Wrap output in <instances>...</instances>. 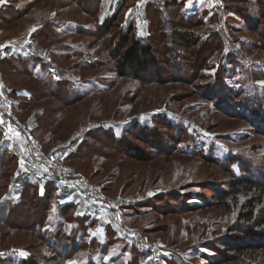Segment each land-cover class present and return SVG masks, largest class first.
<instances>
[{"label": "rangeland", "instance_id": "374dc122", "mask_svg": "<svg viewBox=\"0 0 264 264\" xmlns=\"http://www.w3.org/2000/svg\"><path fill=\"white\" fill-rule=\"evenodd\" d=\"M72 1L5 0L4 3H0V46L7 45L9 48L8 45H14V57L12 55L9 59L19 57L21 60L25 57L21 61L15 59L8 61H12L18 67H24L23 72H14L16 67L9 63L1 65L0 92L12 103L19 121L31 130L40 142L42 140L37 136L38 127L42 125L43 129L48 131L44 135L45 142L41 143L46 147L47 153L51 156L53 154L52 157H57L64 165L81 170L79 172L89 178L105 198L118 202L122 216L118 218L107 208L89 205L83 196L84 191L73 180L71 182L61 177L57 178L50 172L34 168L28 158L26 139L14 133L6 138L3 135L6 126L0 127V162L5 160V154L7 157L14 156L17 161V169L13 167L6 169L7 177L3 181L0 172V183L7 185L11 183V187L13 185V197L7 198L0 206V219L6 214L3 212L8 211L7 201L12 200L15 203L19 201L20 191L17 189L21 185L28 181L35 182L38 184L39 194H43L44 185L56 179L55 184L60 190L62 187H67L69 191L79 188L80 193L74 191L77 193V199L75 198L73 202L78 203V215L97 222L96 227L89 230L86 238L59 241L54 235L51 241L52 249H49L40 241L34 240L33 233L36 232V228H22V225L30 227V224L38 219V211H44L40 206L41 200L34 197L32 190L26 195V204L13 217L20 228H14L10 233L9 229L0 225V253L4 254L0 256V264H23L28 260L29 262L34 260L37 264H58L55 259V256H58L57 251L63 253L65 248H69L68 254L74 253L72 259H67L68 264H87L91 260L96 264H130L134 258L133 248L139 251L141 259L138 264H168L164 259L158 262L156 260L158 256L154 254L147 255V250L143 247L164 246L183 253V250L191 249L189 247L191 245L193 247L194 244H197L196 249L199 250L197 254L188 253L184 256L189 264H213L210 257L217 256L220 252L219 255L225 254L227 257V261L221 264H239L240 254L228 250L225 243L237 245L241 242L233 238L227 239L229 235L234 238L243 237L246 244L253 243L256 247L250 250L249 254L252 251H256L257 256L264 253V224L261 219L256 222L257 217L264 218V129L259 130L249 119L228 117L219 106V98L207 96L212 94V91H208L209 88L206 87V84L213 81L209 77L216 71L213 68L218 67L222 61L220 59L224 57V50H227L225 48L231 45L236 49L231 50L236 57L238 50L240 51V59L239 62L234 59L226 65L230 72L229 84L236 91L243 93L239 97L233 95L234 100L238 102L248 98L255 104L259 102V105L264 106V85L260 83L264 82V75L263 78L261 75L264 73V55L263 51L254 48V45L262 43L260 39L264 36V18L257 30L255 24L253 25L256 32L244 29L245 23L238 24L234 17L232 21L228 14L222 15V21L217 20L213 25H210V22L207 27L196 28L190 25L188 30H194L198 35L204 31L224 32L218 39L227 45L219 52L217 56L219 59H215L217 64L208 65V68L205 67L197 77L196 70L189 65L192 58L189 57L190 51H187L184 56L182 55L184 58L182 61L191 68L190 74L194 75L190 78L184 76L187 74V70L184 69L182 79L175 80V76L171 77L173 68L170 70V65L165 64L161 72L167 74L163 75L162 82L157 83L154 75L143 81L129 75L125 77L118 75L115 52L120 36L117 26L100 41L95 37L76 34L75 26L81 24L91 28L95 26L94 22L95 24L97 22L96 17L94 18L95 11L97 12L100 7L101 16L113 14L116 10L115 0ZM78 1L94 10L78 13L76 11ZM158 1L164 4L165 0ZM196 1L197 6L193 4V9L185 8L182 12L190 15L196 9L199 15L208 11L210 12L208 15L211 16L214 14L211 13V9H219L218 6L225 5L224 1L220 4L216 0ZM228 1L225 0V3L228 4ZM187 4L189 0L185 3L186 6ZM232 6L234 9L241 7V0H232L230 7ZM250 6L254 8V3L251 2ZM138 9H141V6H138ZM130 10L132 14H138L136 10L133 12L132 9H125L116 25H120L126 15H130L128 14ZM139 18H143L141 13L137 15L135 30L139 37H145L144 22ZM208 21L209 17L206 19V22ZM174 22L178 24L180 21ZM166 24L168 28L169 25ZM157 25L158 21H155L154 41L158 46L160 30L156 29ZM45 26L47 27L44 32ZM241 28L248 31L244 32L240 30ZM52 31L58 33L57 38L53 35L49 37ZM90 41L97 43L90 47L87 45ZM164 43L161 42L159 50L164 47ZM5 47L0 50L7 49ZM159 53L163 55L161 51ZM66 56H69L66 60L59 59ZM46 63H50L51 66L48 67ZM86 63L99 65L97 64L94 69H84L88 66ZM59 71H65L69 82L74 84L72 88H65L64 84H61L59 98H63L62 100L47 92L51 90L50 84V89L48 87L47 90L37 80V77L46 80L54 77L58 81L61 79L57 77ZM78 88L80 89L78 93L89 91V94H92L91 99L78 104L72 103L71 100ZM14 89L20 92L13 94ZM29 93L35 97L45 96L34 100ZM40 107L51 109L49 124H43L44 119L38 120L41 117L40 112H37ZM163 116L191 134L188 142L179 144L181 145L179 153L173 150L175 143L178 142L174 138L175 132H171L166 124H160L162 121H158L163 120ZM135 119L140 120L143 127H153L158 122V135L153 134L155 137L153 135L150 137V134L140 133L135 127L136 130L127 138L126 144L117 146L106 140L104 135L94 134L100 139L94 140L89 136L87 137L89 143L80 138L76 143L70 144L73 145V151L80 147L79 159L71 158L69 161L68 152L64 154L59 152L67 147L64 145L66 140L77 136L84 137L83 132L88 127L96 128L102 126L104 122L113 121L119 123L124 131L125 127H129L128 123L135 122L133 121ZM60 127L63 129L55 138L50 132ZM93 143L98 148L89 153L90 144ZM133 146L142 149L143 158L134 156ZM205 152L212 153L220 158L221 162L227 159L236 161L232 166L234 171L224 169L227 168V164L224 167L223 163L221 165L204 158ZM21 159L26 160L24 169L19 167ZM239 161L243 166H240ZM244 167L249 171H244ZM230 172L234 173L235 177ZM250 179L258 180L259 184L263 185L252 184L248 182ZM67 198L62 200L68 202ZM187 206H193L192 211L183 210ZM31 207L34 208L32 215ZM55 209L53 205L51 212ZM56 213L59 215V212ZM51 215H54V212ZM51 223L45 228V231L48 229L50 236L60 223L59 217L53 219ZM126 226L139 237L132 235ZM66 230L70 234L72 226H66ZM218 240H224L225 243L217 246ZM139 243L143 247L138 245ZM21 251L24 256L20 255ZM202 253L206 254V257H202ZM161 255L166 254L160 253L159 258H162ZM257 258L255 263L263 261L262 258Z\"/></svg>", "mask_w": 264, "mask_h": 264}, {"label": "trees", "instance_id": "16d2710c", "mask_svg": "<svg viewBox=\"0 0 264 264\" xmlns=\"http://www.w3.org/2000/svg\"><path fill=\"white\" fill-rule=\"evenodd\" d=\"M223 1L225 5H223V7L222 5L218 6V8L220 7L219 9H211V13L212 14L214 13V14L209 16L208 14L210 12L208 13V11H204L203 14L199 15L196 9H194L195 12L191 13L190 15H188V13H185V11L182 12V9L186 8L184 0H165L164 4L160 3L159 1H157L156 3H147L146 6L142 7V9H138V0H120L121 4L116 8L113 14L101 16L100 14L102 13L100 9L102 8L100 7L97 10V12L95 11L94 18L96 17V20H97L96 24L93 21L95 26L91 28V27H87L84 24H81V25L75 26L76 28L75 32L78 36H81V35L91 36L93 38L94 37L97 38V41H100L101 39H104V37L107 34H109L111 29L117 26L120 38H119V42L117 44V49L115 52V56H116L115 59L118 60L117 65H116V71L118 75L121 77H125L129 75L138 81L139 80L143 81L147 77L154 75L153 77L157 78V83H160L163 81V75L167 74V72H164V73L161 72L162 68L164 67L163 65L165 64L170 65L169 66L170 70H172L173 68L174 71L173 72L171 71L172 73L171 77L175 76L176 77L175 80L182 79V76H183L182 71L184 69L187 70L186 71L187 74H184V76L190 78L191 75H194V74H190V70H191L190 67L196 70L195 74L198 77L200 72L205 67L208 68V65L212 63L214 65L217 64V61L215 59H219L217 56L219 52L223 48H225V45H227V43L220 41L218 39L220 38V36L224 35V32L222 30L204 31L202 34L198 35L197 32H195L194 30L192 31L188 30L190 25H194L196 28H199L201 26L207 27V25H209L210 22H211L210 25H213L215 21L217 22V20L219 22L222 21L221 19L222 15H225V14H228V16H231L229 18L232 21H233L232 17H234L235 20H237L238 24L239 23L241 24V22L245 23L246 26L244 27V29H248L253 32H256L255 29L257 30L262 25V20L264 18V0H241V7H238L236 9H234L233 6L230 7V2L232 0H229L228 4L225 3V0H221L217 2H219L220 4V3H223ZM251 2L254 3V8L250 6ZM81 3L82 1L80 2L78 1V3H76L78 7L76 11L78 13L79 12L88 13L89 11L94 10V9H90V7L84 6L83 5L84 3L82 4ZM30 5L28 7H30ZM125 9H132L133 12L134 10H136V12L138 13L137 15L141 13V16L143 18H139V20L143 19L141 21L144 22V27L146 29L145 37L143 36L139 37L138 32H136L135 30L136 29L135 21L137 19V15H135V13L133 14L131 13L128 16L126 15V17L124 18V21L121 22L120 25H116L119 22L121 13ZM180 9H181V13H180ZM189 13H190V10H189ZM181 16L182 18L180 19L179 17ZM208 17H209V21L206 22V19ZM210 17H211V20H210ZM177 20L180 21L178 24L174 22ZM155 21H158V25L156 26V29L160 30V36L157 41V43L160 45L158 46L155 45V41H154L155 40L154 36L156 32L154 30ZM166 23H168L169 25L168 28H167ZM254 24H255V29L253 26ZM47 26H45V28L43 29L44 32L46 31ZM244 29L241 28L240 30H244ZM248 30H244V32ZM43 31L41 33H43ZM52 35L56 38L58 37V33H56L55 31H52V34L49 37L51 38ZM173 35L175 36V38H173ZM260 40L262 41V43L254 45V48L257 51H260V52L263 51L262 54L264 55V36H261ZM97 41L93 43H91L90 41L87 43V45L91 47L93 44L95 45ZM161 42H165V43L163 44L164 47H162L159 50V48L161 47ZM233 43L234 42H232V44ZM249 44H250V41H249ZM225 49L227 50H224V57L220 59V61L222 60L221 63L218 65L217 68L215 67L213 68L216 70L214 75H209V77H211L213 81L206 84V87L209 88L208 91L209 90L212 91L211 92L212 94L208 93L209 95L207 96L209 98L218 97L219 106L222 107V109L224 110V113L228 115V117H231V118L239 117L241 119H249L252 121V124L256 126L259 130L264 129V106H262L261 104L259 105V102L258 104H255L252 99H248V98H243L242 100L238 102L234 100V96L239 97L243 93L236 91L229 84L230 72L226 65L227 64L229 65L234 59H236L237 62H239V59H240L239 52L240 51L238 50V56L236 57L235 54L231 52V50L233 49L234 51L236 50L233 46L228 45V48H225ZM159 51L162 52L163 54L162 56L159 53ZM187 51H190L191 54L189 55V57L192 58L189 62L190 67L185 65L182 61L184 60L182 55L184 56L185 55L184 53H186ZM73 54H76V53L73 52ZM67 58H69V56L59 58V59L66 60ZM9 60H14V59H9ZM9 60L7 59L1 60L0 67L3 64L9 63L10 65H13V67H16L14 68V72H17V71L23 72V70L25 71V69H23L24 67L23 68L18 67L15 65V63H12V61L8 62ZM15 60H20V59H15ZM43 63L45 64V61H43ZM97 64L99 65V63H89V64L86 63V65L88 66L84 67V69L85 68L94 69L96 66H98ZM46 65L48 67L51 66L50 63H46ZM19 66H21V62L19 63ZM75 66L76 65H74V67ZM227 72H228V75H226ZM261 75L263 78L264 73ZM57 77H60L61 79L56 81L54 77L51 78L50 80H46V78L37 77V80H39L40 83L44 87H46L47 90L50 84L51 90L50 91L48 90L47 92L59 98L61 96V90H62L61 84H64L65 88L67 87L72 88L74 87V84L73 82H69V79L67 78V74L65 71H59L57 74ZM149 82H154V81L150 80ZM197 86L201 87V85H197ZM77 87H80V86H77ZM215 88L217 90H213ZM79 90L80 89L78 88L77 92H75L76 94H74V97L72 95L73 97V99L71 100L72 103L78 104V103H81L82 101L91 99L90 96H92V94L90 95L89 91H86V92L83 91L82 93H78ZM17 92H20V90L14 89L12 91L13 94ZM29 94L31 95V99L33 98L34 100L36 98L42 99L45 96V95H39L35 97L34 94L32 93H29ZM59 99L62 100L63 98H59ZM50 110L51 109L47 107H40L37 110V112H40L39 116H41L38 118V120L40 121V119H44L43 124H49V120L51 118ZM162 119L163 120L161 119L158 120V121H162L160 124L162 125L166 124L171 132H175L176 135H174V138L176 139V142L177 141L178 142L175 143V147L173 150L179 153V150H181L180 149L181 145L179 144L181 142H184V143L188 142V140L191 138V134L189 131H185L186 129H183L182 127H178L177 125L173 124V122L166 119L165 116H163ZM133 121L135 122L128 123L129 127L128 128L125 127L124 131L120 127L121 125L119 123H116L113 121H109L106 123L104 122L102 123L103 124L102 126L96 127L97 129L94 127L93 128L88 127L83 132L84 137L77 136L73 139L66 140V144L64 145H67V147L59 150V152L60 154H64L65 152L66 153L68 152L69 155L67 156V160L69 161L71 160V158L79 159L80 153L78 152L80 150V147L79 149L73 151L72 149L73 145L70 146V144L76 143L80 138H83L82 141L89 143L87 141V137L89 136H91L94 140L100 139V138L95 137L94 134L104 135L106 140L112 141L117 146L119 145L123 146L124 144H126L127 138L129 136H132L131 133L136 130L134 129L135 127L138 128L140 133L150 134V137L153 134H156V136L158 135L157 134L158 132L157 130L159 129L157 125L158 122L153 127H143L142 125H140V120L135 119ZM40 124H42V122H40ZM43 128L44 127L42 125L38 127L39 133L37 134V136L38 138H41L42 142H45L44 135H46L48 131H45V129ZM61 129L63 128L60 127L59 129H54L53 132L51 131L50 133L52 134V136H55L56 138L62 131ZM153 137L155 136L153 135ZM56 140L60 141V139H56ZM84 145L86 146L85 143ZM133 147H134L133 151L135 152L133 153L134 156L136 158H143L144 156H143L142 149L138 146H133ZM43 148L47 152V149L44 145H43ZM96 148H98L97 145H95L94 143L90 144V150L88 152L91 153L95 151ZM198 153H196V155ZM52 156L54 155L52 154ZM203 156L204 158L210 161H213L215 163H219V164L223 163L224 167L227 164L228 165L227 168H224V169H226L227 171H229L230 169L231 172L234 171L232 167L233 163H236V161L234 160L227 159L221 162L220 158L214 156L212 153L207 154L206 152H205V155ZM55 158L59 160L57 157ZM239 163H240V166H243V163L241 161H239ZM0 166H1L0 168H2V170L0 169V172H2L1 181H3L7 177V175H5L6 169L10 167L17 169V161L15 160L14 156L11 155L7 157L5 154V160L1 163ZM74 169L78 170L77 168H74ZM247 170L244 167V171H247ZM78 171H81V170H78ZM233 174L232 176H234ZM53 175L59 178L57 175L55 174ZM14 176L12 175V177ZM63 179L72 180L71 178H68V177H65ZM55 180L56 179H52L50 182H48V184L44 185L45 189H44L43 194H39L38 184L35 182L28 181L27 183L21 185L20 188L17 189V191H20L19 201H17L16 203L13 202L12 200L7 201V205L9 206V208L7 212H3L6 214L3 215L2 219H0V225L9 229L10 233L13 232L14 228H20V225L17 223V221L13 220V217L26 204V195L29 194L32 190H34V197L36 199L38 198L39 200H41L40 206L43 207L44 211L42 210L38 211V209H36L35 212L38 211V217H37L38 219H35L34 223L30 224L31 225L30 227L28 226L25 227L22 225V228H28V229L36 228V232L33 233L34 240H38L40 241V243H43L47 248L52 249L51 241L54 238V235L58 237L59 241H61L62 239H67V241H76V238L78 237L86 238L89 230L96 227L95 224L97 222L91 221L89 217H84V216L80 217L78 215L79 207L76 203H59L60 201H63L62 200L63 197L60 193L61 192L60 188L55 184L56 183ZM248 182L258 185V186L263 185V184H259L260 181L258 182V180L255 181V180L250 179ZM0 186H1L0 187V190H1L0 191L1 192L0 193V206H1L5 202L6 197L7 198L13 197V191L9 190L10 188L13 189V185L11 187V183L9 185L3 183ZM53 205L55 206L56 209L55 211L51 212V209H53ZM193 206L184 207L183 210L190 212L192 211ZM50 212L51 214L54 212V215H51ZM56 212H59V215ZM32 213L34 214L33 207L30 208V215H32ZM57 217H59L60 223L58 227L54 229V232L50 236V234L48 233V229L45 231V228L49 227L51 221H53V219H56ZM251 218H253V214L251 215ZM258 219H261L262 224H264V218L257 217L256 222H258ZM68 225L72 226V230L70 234L66 230V226ZM41 229H43V231ZM232 238L234 240L235 239L239 240L241 243L240 244L237 243V245H235V244L225 243L224 240H218L216 244L218 246V245L225 243L226 248L228 250H230L231 252H238L240 254L239 260H238V262L240 261L239 264H264V253H260L257 256L255 254L256 251H252L249 254V251L252 249H255L254 247H256V246H253V243L250 245L249 243L246 244L244 242L245 239L243 237L234 238V237H230V235L227 237V239H232ZM138 245H140V243ZM196 246L197 244H194L193 247L191 245V247H189L191 249H188L185 251L183 250L182 251L183 253H181L178 250L171 249L169 247H164V246L152 245L148 247H143V246L141 247L147 250L146 251L147 255L154 254L155 256H158L156 257L158 258V262L160 261V259H164V261L168 264H189L184 256L187 255L188 253H191L194 255L197 254L199 250L196 249ZM28 248L30 249V247ZM65 249L66 250L63 251V253L61 251H57L58 256H55V259L57 260L58 264H68L66 262L67 259H72L74 256V253L73 255L72 253L68 254L69 248H65ZM132 251L134 254V258L131 260L130 264H138V262H140V259H141V258L139 259V251H137L134 248L132 249ZM162 252L165 253L166 255L164 256L161 255L162 258H159V254ZM219 254L217 256L210 257L211 261L214 262L213 264H221L227 261V257L225 254H221V255ZM201 256L206 257V254L202 253ZM257 257L262 258L263 261L255 263L254 261L258 259ZM23 264H37V263L34 260H31L30 262L28 260ZM87 264H96V263L93 260H91Z\"/></svg>", "mask_w": 264, "mask_h": 264}, {"label": "built area", "instance_id": "2783aa9c", "mask_svg": "<svg viewBox=\"0 0 264 264\" xmlns=\"http://www.w3.org/2000/svg\"><path fill=\"white\" fill-rule=\"evenodd\" d=\"M221 1V0H216ZM0 113L3 114L4 120L10 123L13 127V132L16 134L18 131L27 141L28 158L31 165L43 171L41 165L49 166L48 172L57 175L58 177H68L83 185V196L92 207L107 208L112 211L118 218L122 216L120 207L117 201L108 200L103 196L99 189L87 178L83 173L76 171L64 164L59 160L49 155L43 148L41 142L33 135L31 130L24 126L17 117L12 103L0 92ZM127 230L138 238L139 236L132 232L127 226ZM152 246V245H149ZM148 247V246H146ZM158 261V258L156 259Z\"/></svg>", "mask_w": 264, "mask_h": 264}, {"label": "crops", "instance_id": "0c3cea01", "mask_svg": "<svg viewBox=\"0 0 264 264\" xmlns=\"http://www.w3.org/2000/svg\"><path fill=\"white\" fill-rule=\"evenodd\" d=\"M113 1V0H112ZM158 0H139V3H138V6H141V9H142V7H144V6H146V4L147 3H156ZM192 1V0H191ZM115 2V9L121 4V2H120V0H115L114 1ZM195 2H197L196 0H193V2L191 3L190 2V0H189V4H187V6H186V8H188V9H193V4H195L196 5V3ZM112 3V2H111ZM194 5V6H195ZM197 6V5H196ZM0 8H1V6H0ZM6 47L5 48H7V45H5ZM9 46V48H7V49H3V50H0V56H1V59H0V63H1V60H4V59H6L7 57V60H9V57L10 56H12V57H14V45H12V44H10V45H8ZM16 48V47H15ZM19 58V57H18ZM17 57H15V58H10V59H18ZM23 59H25V57L23 58ZM23 59H21V60H23ZM69 181H71V182H73L72 180H69ZM74 182H76L78 185H79V187L81 188V190H83L82 188H83V185H81L79 182H77V181H74ZM78 189L79 188H77V189H74L73 191H69L68 189H67V187H62L61 188V192H63L64 194L62 195V197H63V199L65 200L67 197V201L68 202H65V201H62V202H64V203H73L74 202V200H76L77 199V193H75L74 191H78ZM74 192V194H72ZM79 192V191H78ZM80 193V192H79ZM76 198V199H75ZM77 205H78V203H76Z\"/></svg>", "mask_w": 264, "mask_h": 264}, {"label": "snow or ice", "instance_id": "6c2138e0", "mask_svg": "<svg viewBox=\"0 0 264 264\" xmlns=\"http://www.w3.org/2000/svg\"><path fill=\"white\" fill-rule=\"evenodd\" d=\"M4 2H5V0H0V3H4ZM184 2H185V3H188V0H184ZM201 2H204V0H201ZM138 3H139V0H138ZM128 14H131V10H130V12H129ZM53 15H55V14H53ZM33 31H35V29H33ZM3 47H5V46H0V49H2ZM260 83H261L262 85H264V82H260ZM3 126H6V131L3 132V135L7 138V137H9V136L12 134V132H13V127H12V125H11L10 123H7V122L4 120L3 114L0 113V127H3ZM20 135H21V134L17 131V132H16V136H20ZM25 163H26V160H25V159H21V160L19 161V167H20L21 169H24V165H25ZM41 167H42L43 171H45V172H48L49 169H50V165H49V166L41 165ZM17 175H19V173H17ZM9 190L11 191L12 189L10 188ZM41 194H42V193H41ZM5 199H7V197H6ZM90 235H91V233H90ZM3 255H4L3 253H0V256H3ZM20 255H21V256H24L23 251H21ZM25 258H26V257H25Z\"/></svg>", "mask_w": 264, "mask_h": 264}]
</instances>
